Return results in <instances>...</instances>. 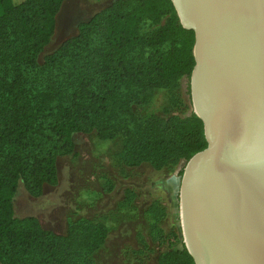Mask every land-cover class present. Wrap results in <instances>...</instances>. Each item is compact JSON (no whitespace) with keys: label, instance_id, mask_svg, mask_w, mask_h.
<instances>
[{"label":"trees","instance_id":"trees-1","mask_svg":"<svg viewBox=\"0 0 264 264\" xmlns=\"http://www.w3.org/2000/svg\"><path fill=\"white\" fill-rule=\"evenodd\" d=\"M63 2L0 0V264H94L92 254L108 238L104 224L82 221L58 235L35 217L14 214L21 181L32 196L57 182V157L73 152L74 135H121L124 164L157 169L170 160L186 163L207 147L203 124L189 107L140 115L154 90L179 76L187 78L190 102L194 33L182 28L171 1L117 0L48 51ZM145 21L159 27L141 33ZM93 35L101 38L100 49L81 57ZM56 87L64 91L60 101L58 94L48 97ZM44 114L58 152L39 150L35 131ZM161 255L163 264H194L182 241Z\"/></svg>","mask_w":264,"mask_h":264},{"label":"water","instance_id":"water-1","mask_svg":"<svg viewBox=\"0 0 264 264\" xmlns=\"http://www.w3.org/2000/svg\"><path fill=\"white\" fill-rule=\"evenodd\" d=\"M170 1L207 142L180 179L182 243L194 264H264V0Z\"/></svg>","mask_w":264,"mask_h":264},{"label":"rangeland","instance_id":"rangeland-1","mask_svg":"<svg viewBox=\"0 0 264 264\" xmlns=\"http://www.w3.org/2000/svg\"><path fill=\"white\" fill-rule=\"evenodd\" d=\"M116 1L64 0L48 51L74 36L80 22L96 13L106 15ZM158 27L145 21L140 29L141 33H150ZM101 43V38L93 35L88 48L81 50V57L100 49ZM142 53L146 57L148 50ZM56 90L48 97L58 94L60 101L64 91L62 87ZM176 104L179 109H173ZM184 106L191 110L187 78L179 76L155 89L140 115L168 108L183 113ZM49 119L40 117L35 131L41 154L59 150L57 140L46 131ZM123 139L117 135L112 140H101L94 132L74 135L73 152L57 157L55 184L44 185L39 196H32L24 183H19L13 200L15 216L35 217L43 228L58 235H66L73 224L82 221L104 224L108 238L92 254L94 264H163V251L181 248L178 191L180 171L186 163L170 160L161 169L152 164L126 165Z\"/></svg>","mask_w":264,"mask_h":264}]
</instances>
